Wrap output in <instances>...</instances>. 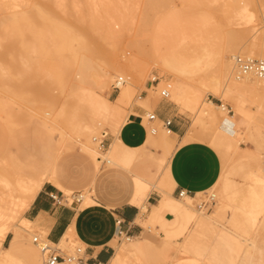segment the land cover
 Instances as JSON below:
<instances>
[{
	"label": "rangeland",
	"instance_id": "obj_1",
	"mask_svg": "<svg viewBox=\"0 0 264 264\" xmlns=\"http://www.w3.org/2000/svg\"><path fill=\"white\" fill-rule=\"evenodd\" d=\"M15 1L26 3V7L28 6L27 8L30 9L23 10H29L37 17L30 25L21 28L0 22V106L2 105L0 107V188H8L9 186L13 185L18 176H26L27 174H31L32 169L28 168V165L36 163V161L38 162L40 158H43V160H46L47 158L49 159V155L52 153L54 160L59 161L60 165L62 166L60 167V171L63 174L62 176L65 177L64 180L67 182L69 188H71L70 191H63L64 194L68 195L70 199H73L74 195L79 197L80 193H83L86 191V189H90V187H85L84 184L86 183L82 178H84L83 172L85 169H90L93 163L91 157H89L88 154L82 149V141L85 140V136L79 135L81 133L83 134L87 128L90 110L82 97L83 92L81 87H77V76L79 75L77 74L78 65L73 56L74 50L80 51L79 53L81 55L83 54V57L88 58V60H90L89 62L94 66L107 63L108 61H110L108 63L114 61L116 64L124 62L136 52V50L131 45H128L130 38H144V36L142 37L143 32H145L144 34H147L145 39L155 34L162 35L163 32L166 31L167 26L172 21V14L174 10L176 11V9H179L184 14L181 20L188 19L189 16L187 15L191 12L193 15H195L194 18L196 20L193 19V22H198L197 25L199 26V30L197 29L193 32V30L187 28V30H185V34L182 33L184 34V36L182 35L184 41L180 36L179 39H181L183 43L185 42L186 46L190 45L189 47L192 49H198L200 51L201 48V52H203V48L205 46H207L206 48H209V51L210 49H212L211 51L214 50L213 52L222 48L225 45L223 34L225 30H228V28H248L247 30L250 33L244 37L239 46L242 45L244 41H249L254 30L260 34L264 31V1L262 0H238L239 5L248 3V9H250L252 12H255H253L254 16L252 20H246L247 18L244 20V18H242L243 21H241L242 19L238 16H235L234 12L225 9L226 5L230 3V0H216L217 2L215 0H164V2L162 0H132L133 3L130 2L131 0H128L127 8L125 6L123 7L126 9L129 7L128 11L130 18L133 21L130 19L131 23L129 24L128 28H131H125L121 30V25H114L115 31L117 33L116 37H112L110 33L107 32V27H105L106 29L102 30L100 28L103 27L93 29L92 27H89L88 22L83 23L82 21L84 20L81 18L80 20L79 18H73L76 16H73L72 14L74 11L72 13H70L71 11L64 12L60 9H58V11L57 9L56 11L55 9L54 11L53 9L49 11L50 15H54V20L56 19L62 22L64 19H67L68 21L70 20V23L68 22L70 26L74 19V24L72 23L73 26L71 27L74 33H76V31L79 33L80 29H89V32H91V36H86L87 47L82 48V45L79 44V41H77L76 38H72L69 42L71 50H63L62 52L60 50L61 44H59L60 39L54 33L56 28L52 27L53 23L50 24V21L45 20L42 13H39L37 9H35L36 4L38 2H44V0ZM64 1L68 8H73L75 0ZM212 1L214 2L212 3ZM197 2L199 4H197ZM82 8L87 9L88 7L87 5H83ZM202 11L206 12L202 13ZM11 13H13L11 10H2L0 11V18L4 20L5 15H9ZM66 13L67 15L65 16ZM70 14H72V19L70 16H68ZM62 17L63 19H61ZM75 19H77V21ZM201 21H207V23H202ZM200 22L201 24H199ZM224 22H226V24ZM80 23L82 26L85 25L87 28L84 29L85 27H81L78 29L80 27ZM184 25L187 26V23H184ZM203 28L206 30L204 31ZM185 35L187 38H184L186 37ZM145 43L146 48H149L150 44L148 39H146ZM81 55L80 57H82ZM202 62L203 63L201 64H204L205 61ZM201 64L199 65V68L202 66L203 67L198 70L199 72H196V77L203 76V74H205L204 72H207V70H204V67L208 66L209 68V66H211V64L209 65L207 63H205L206 65ZM140 66H145L147 68V71L144 73V75L134 74L131 71H124L120 73L122 75L124 74L125 78H127L129 75L132 76L131 80L134 83L135 96L137 94H142L144 89H147L148 93L149 89L148 87H145V83L148 82L149 85H153L151 80L158 82L160 81L161 76H163V79L165 78L166 83L169 81L173 83L174 81L171 74H162L161 69L157 65H154V63L151 62L150 59H147V57L143 58ZM117 75L118 74L112 77V79L108 82V85L105 86L101 92L112 101L116 99L120 91V89H116L112 86L117 78ZM154 75L157 76L156 80H153ZM157 82H154V84L159 85ZM200 86L204 100H213L217 104L225 103L227 105V109L222 111H220L221 109H218L216 111L220 117L223 116L221 112H229L228 108L231 109L229 114L236 113L234 103L231 98L226 97L223 99L220 95L213 93L210 87L203 86L201 83ZM164 87L168 86L165 84H161L159 86L156 103H158L160 100H166L171 107L175 108L176 111H178L188 120L187 124L188 128L190 127L189 131L191 135L190 140L197 139L206 141L216 149L221 159L222 168L220 174L222 177L219 175L221 178L218 177V181H215V183L209 189L197 192L195 196L196 198L193 201L190 200V204L193 205V207L200 209L199 205L201 203L203 207L201 209L209 212L218 205L217 203L220 202L219 197L225 191V183H228L229 188H233L237 185L239 189H244L242 192L246 191L245 189L248 188V184L262 186L263 184L261 182L254 179L252 176V171H254V174L256 175L255 170L258 169L262 159L264 160V98H260L264 96H256V94L254 95L249 93L245 95L243 99L244 105L252 112V114L254 113L253 115L256 119L254 118L253 121H250V126L248 128L246 125H244L245 123L242 125L238 123V125H236L237 128L243 129L242 137L238 143L239 145L241 144L243 147L249 148L255 152V156L252 158L251 154L246 152L245 149L237 150L234 147L225 148L224 146L218 145L214 138L216 137V130L221 119H214L209 116H205L202 120L197 119L196 112L190 107V105L182 97L174 94L170 88L169 96L164 98L161 94V90L164 89ZM134 103L137 102L133 99L130 105ZM156 103H153V105ZM259 103L263 108L258 107L261 106ZM130 105L128 107H130ZM62 108L64 110V114L60 117L59 121L61 127L63 128L64 126L63 130H65V134L61 136L57 130H51L48 127L46 128L45 125L41 124L42 122L40 121H42L41 118L47 113H50L48 116L52 117L53 112H58ZM147 108L149 109L148 111H153V106H147ZM236 115V121L240 122L242 118L239 117L238 114ZM7 117L10 118H8L10 121L7 119ZM5 119H7L8 122ZM64 119H66V121ZM64 121L66 122V126L68 128L65 126ZM102 121V123H99L100 125L98 131L94 134L97 147H100L101 150L105 151L109 146L108 142L113 140V138H115V141L112 147L109 148L111 149L109 151L110 157L113 159V161L110 163L104 161L106 163H101L100 165L102 166H99V169L96 172L97 194L102 197V199L97 198L98 202L100 200L105 201L103 200V197L109 195L111 192H116L117 195L121 196L124 194V191H128L129 188L126 187V184H122L123 182L119 179V177L120 175H125L131 182L132 172H135L136 174L141 173L140 175H144V177H147L149 174L147 178H151L150 180L155 184L153 186L150 184L149 193L153 197H158L156 194L158 193L161 197V188L164 187L162 180L169 164L164 163L161 167H159L157 162L151 161L150 159H141L142 161L138 160L132 164L130 162V154H133L134 156L136 155L137 151L133 147L124 144L120 138V130L127 122L126 116H124V118L118 123L115 120L113 121L111 118H107L106 120ZM158 127H161L163 131L167 130L162 125V122L158 124ZM104 130L108 131L105 137L102 136V131ZM101 139L105 141L104 146L101 143L103 147L100 145ZM149 142L157 147H154V150L157 152L158 149H161L162 147L158 141V135L153 136L152 140ZM177 145H179V143H177ZM221 147L225 148V150H223V148L220 149ZM64 148L65 150L63 151L62 149ZM177 148H169V157ZM44 152L46 153L44 154ZM151 165H155L156 167H152ZM17 168L19 169L17 170ZM144 169H146L145 172ZM149 170L152 175H150ZM108 173L110 177H108ZM169 191L173 193L174 190L172 186L169 188ZM83 200L84 199L82 198L81 203H83ZM121 200H124V198ZM152 201H155V198H151L149 202ZM125 202L128 201L126 200ZM154 204L149 207L147 198L145 215L143 214L140 217V221L142 219L144 220V223L142 221H137L144 226L145 231L142 235L151 239L156 244L154 245L156 254L152 253L151 250H142L139 251V253H131L128 257L130 264H165L163 251L161 248H159L163 245L164 239L170 241L179 239L181 242L184 239V236L179 237L178 234L171 235L174 233L171 229V224L173 219L176 217L175 215H172L171 218H167L166 214H164L155 220L150 221V212ZM261 219L263 220V214L257 219L256 228H258H254L253 224L251 223L250 215L246 209H244L240 203L231 202L223 207V211L219 216V224L222 223L221 225H225L227 229L229 228L233 233L239 235H237L239 238L236 236L237 241L235 242L237 245H239L243 239H246L244 247L242 246V248L250 247V245H247V241L248 244L249 242L251 243V240L252 238L254 239V237L256 238L258 245L264 247V226H259L262 221ZM15 223L20 224L21 218L18 217ZM29 230L31 231V234L25 233V236L22 238V242L26 247L28 245L32 246L33 244L32 247L36 248L40 256V264H43L41 251L37 245H35L33 236L40 235L43 237L44 235L41 232L35 231L33 228H29ZM14 231L21 232L22 230L16 228ZM14 231L12 230L9 233V241H4L5 245L9 244ZM212 233L210 231L207 234L216 235L215 233ZM216 236L214 241H207V243L211 244L213 242L214 246L215 244H218L217 254L219 255L217 256L222 259L221 262L227 261L228 257L226 256H229L228 244L226 241H224L225 243H222L223 241L219 236L218 238L220 239L217 240L218 238ZM247 236L251 237V239H249ZM238 240L241 241L238 243ZM120 242L122 245L127 243L126 239H124V236L121 237ZM131 243L136 244V240L133 238ZM77 245L85 247L83 242L76 238V234H74L73 237H69L68 241H62L61 246L59 245V247H61L66 252H71ZM233 246H235V243ZM235 247L239 248L241 245ZM235 247L233 249H235ZM242 248L239 250L243 252L244 249ZM230 252L231 254H235L234 252L238 251L231 249ZM21 256L23 259H25L24 255Z\"/></svg>",
	"mask_w": 264,
	"mask_h": 264
},
{
	"label": "bare ground",
	"instance_id": "obj_2",
	"mask_svg": "<svg viewBox=\"0 0 264 264\" xmlns=\"http://www.w3.org/2000/svg\"><path fill=\"white\" fill-rule=\"evenodd\" d=\"M127 1L128 0H75L73 8L71 9L66 6L64 0H44V2H41L42 4L38 2L36 4L35 9H37L39 13H42L44 19L50 21V24L53 23L52 27L56 28L57 30H55L56 32L54 31V33L60 39V50L63 52V50H71L69 42L72 38H76V40L79 41V44L82 45V48L87 47L86 36H91V32H89V29H86L87 27L84 24V26H82L80 23V27L78 29H80L81 27H85L84 29L86 30L80 29L83 34L80 31L79 33H77V31L76 33H74L71 29V27L73 26L72 23L74 22V19L73 22L71 21L72 23L70 26V20L68 21L67 19H64L65 22L58 21L56 19L54 20V15H50L49 11H51L52 9L53 11L54 9L55 11L56 9L57 11L58 9H60L64 12L71 11L70 13L74 11L72 14L73 16H76L73 18H79V20L81 18L82 20H84L82 21L83 23L88 22L89 27H92L93 29L103 27L100 28L102 30L106 29L105 27H107V32L110 33L112 37H116L117 33L115 31L114 25H121V30H123L125 28H128L129 24L131 23L130 14L128 11L129 7L128 9H126L128 6ZM162 1L164 2V0ZM130 2H132V0ZM213 2L214 1H212V3ZM197 4L199 3L197 2ZM247 4L248 3L239 5L238 0H230V3L226 5L225 9L234 12L235 16H238L241 19L244 18L245 20V18H247L246 20H252L254 16V11L252 12L250 9H248ZM83 5H87L88 8H82ZM123 6H125L126 8ZM27 7L26 3H21L19 1L0 0V11H13V13L5 15L4 20L0 18V22L18 28L30 25L36 19L37 16L31 13L29 10H23L30 9ZM174 11L172 14V21L167 26L166 31H164L162 35L155 34L146 38L148 39L150 44L149 48H146L145 37H147V34H144L145 32H143L142 35V37L144 36V38H130L128 45H131L136 50V52L131 57L127 58L124 62L116 64L114 61L111 60V63H108L110 62L108 61L107 63L98 64L97 66H94L89 62L90 60H88V58L83 57V54L81 55L79 53L80 51L74 50L73 52V56L78 65L77 74L79 76H77V87H81L83 92L82 97L90 110L87 128L85 129V132L83 134H79L85 136V140L82 141V149L88 154L89 157H91L93 162L91 168H86L83 172L84 178L82 179H84L83 181H85L86 183L84 185L85 187L87 186V188L90 187V189H86V191L80 193L79 195V197H81V200L82 198L84 199L83 203H81L82 207L98 203L97 198L102 199V197L97 194L96 172L99 169V166H102L100 164H103L104 161H106L107 163L113 161V159L110 157L109 151L111 149L109 148L112 147L114 143H112L111 146L109 144L110 147L108 146L105 151L101 150L100 147H97L94 134L98 131L100 125L99 123H102V120H106L107 118H111L113 119V121L115 120L118 123L121 119L124 118V116H126V120H128V116L131 111L130 107L128 106L133 101V99L138 104H141L146 107H149L151 106V104L156 103V98L158 97V89L161 84H165L171 89L174 94L178 95L179 97H182L196 112L197 119L202 120L205 116H209L214 119H221L220 124L216 130V139L214 138L215 142L218 143V145L224 146L225 148L234 147L237 150L245 149L246 152L251 154L252 158L253 156H255L254 151L246 147L242 148L241 145H239L238 141L242 137L243 129L237 128L236 125H238V123H240L241 125L245 123L244 125H246V127L248 128L250 126V121H253V119L255 118L253 115L254 113L252 114V112L245 107L243 99L248 93L254 95L256 94V96H264V79L258 78L253 75L239 76L237 66L235 64V58L239 54L246 55L249 57H264V31L262 30L263 32L260 34L256 30H254V32L251 34L252 36L250 37L249 41L246 40L242 43V45L239 46V44L243 41L244 37H246V35L250 33L247 30L248 28H228V30L224 29L225 32L223 34V38L225 39V45L215 52H213L214 50L211 51L212 49H210L209 51V48H206L207 46H205L203 48V52H201L202 50L200 47L199 51L198 49H192L191 47H189L190 45L186 46L185 42L183 43V36L185 34V30H187L188 28L193 30L194 32L199 27L197 25L198 22H193V19L196 20L194 18L195 15H193L192 12H189L190 14L187 13V16L189 17L186 20L189 21H186L181 20L184 14L179 9H176L175 12ZM206 11H202V13ZM72 14L68 16H70L71 18ZM66 15L67 13L65 14V16ZM61 19H63V17ZM75 20L77 21V19ZM207 21L201 22L207 23ZM241 21H243V19ZM201 22L199 24H201ZM184 23H187V26H185ZM224 23L226 24V22ZM179 36L181 37V39H183V41L179 39ZM184 38H187V36ZM244 52L249 54H245ZM80 55L82 57H80ZM144 57L150 59V61L153 62L154 65H157L161 69L162 74H171L174 81L173 83H171L170 81L166 83L165 78L163 79V76H161L160 81L157 82V84L159 85L153 83V85L148 86L149 92L147 93V95L137 94L135 96L134 83L131 80L132 76L129 75L127 78H125L124 74L122 75L120 73L124 71H131L134 74L144 75V73L147 71V68L145 66H140L141 61ZM202 61H205L204 64H211L212 67L209 66V68L211 67L210 69L208 68V66L204 67V70H207V72H204L205 74H203V76L196 77V72H199L198 70L203 67L202 66L199 68V65L203 63ZM116 74H118L117 78L123 76L125 78V82L120 84L119 94L116 99L112 101L107 96L103 95L101 92L103 91L105 86L108 85V82L112 79V77H114ZM156 79L157 76L154 75L153 80ZM116 80L114 82H116ZM200 83L203 86L210 87L213 93L220 95L223 99H225L226 97L231 98L233 100L236 113L229 114V112H221L223 116L220 117L218 112L216 111L218 109H221L220 111L227 109V105L225 103L217 104L213 100H204L202 97V89ZM260 98L263 99L264 97ZM258 107L263 108L262 105ZM228 110L230 111L231 109L228 108ZM63 114L64 110L62 108L58 112H53L52 117L48 116L50 115V113L44 115V118L41 116L42 121H39L42 122L41 124H44L46 128L48 127L51 130H57L58 133L62 136L65 134V130H63L64 126L63 128L61 127L59 120L60 117L63 116ZM236 114H238V116L242 118L240 122L236 121ZM144 117L146 123L149 122L147 119V113ZM8 118L9 117H7V119ZM64 120L66 121V119ZM160 122L157 121V124L155 125H158ZM66 125L67 124L65 122V126ZM165 128L167 129L166 131H163L160 127L155 128L159 130L161 129V131L158 132V141L160 143V146H162L160 151L157 152L145 149V156L143 158L157 162L159 167H161L164 163L169 164L162 180V183L164 185V187L161 188L162 196L159 198L158 202L155 203L152 207V210L150 212V221H153L161 215L168 213H170L171 215H175L176 217L173 219L171 224V229L174 233H172L171 235L178 234L179 237L184 236L182 242L179 239H175L174 241L164 239L163 245L159 248H161V250L163 251L165 264H264V247L258 245L255 237L254 239L252 238L251 243L249 242L248 244L247 241V245H250V247L247 246L248 248H242V246L244 247L246 239L244 240L243 238H240L244 241L242 240V242H240L241 240H238V243L240 242V244L237 245L235 241H237L236 236L238 234L236 235V233H233L231 229H227L225 225H221L222 223L219 224V216L223 211V207H225L228 203L237 202L240 203V205L249 213L251 223L253 224L254 228H256V222L258 217L263 214V220L261 219L262 221L259 226H264V160L262 159V162L258 166V169L255 170L256 175L254 174V171H252L255 175L254 176L252 174V176L255 180L261 182L263 184L262 186L248 184V188L245 189L246 191L242 192V190L244 189H239L237 185L233 188H229L228 183H225V191L222 195H220V202L217 203L218 205L214 209L207 212L204 209H201L203 208L201 203V205H199L200 209H197L190 204V200L193 201L196 198V194L184 195L180 197L173 195V193L169 191V188L172 186L173 177L170 168L171 157H169L168 155V150L173 144V138L169 127ZM152 129L154 130L153 127ZM107 133V130L102 131V136H106ZM222 148L223 147H221L220 149ZM225 148H223V150H225ZM62 150L64 151L65 148ZM46 152H44V154ZM40 159L38 162L36 161V163H30L31 165H28V168L32 169V182L30 186L18 190L16 186L12 185V187H10L9 189L2 192L0 191V264H40V256L36 248L32 247L33 244L32 246L28 245L26 247L23 243H21L20 238L24 237L22 233L20 234L19 231L16 232L8 245L4 244L5 238L11 230H14L16 228L21 229L22 231H27L29 234H31L29 228H32L33 222L30 219L23 216L21 218L20 224H16L15 222L17 221L18 215L21 213V211L26 210V208L31 204V201L34 199L37 191H39L45 183H52L65 192L71 190L67 182L64 180L65 177L62 176L63 174L60 171V167L62 166L60 165L59 161L54 160L53 154L51 153L49 155V159ZM130 159V162L132 164L138 160H141L136 155L133 156V154H130ZM151 166L156 167L155 165ZM18 169L19 168H17V170ZM145 170L146 169H144V172ZM140 174L132 172L131 182L125 175H120L119 179L123 182V185L126 184V187H128L129 190H123L124 194L121 196L117 195L116 192H111L109 193V195L103 197V200H105V202L110 205L115 203H122L127 200L129 203L141 206V208L147 207V198H149L150 196L149 186L150 184H152V186L155 184L152 183V181L150 180L151 178H147L149 174L147 175V177H144V175ZM107 175L108 177H110L109 173ZM150 175L152 174L150 173ZM220 176L222 177L221 174ZM220 176L219 178H221ZM122 198H124V200H121ZM141 221L144 223V220L141 219ZM210 231L211 233H215L217 236L210 234L208 235L207 233ZM73 235L74 232L67 233L63 237L62 241L69 239V237H73ZM122 236H124V239L126 240L131 239V237L126 234H123ZM215 236L217 238L219 236L223 241L222 243H225L224 241H226L228 244L229 256H226L228 257L227 261L221 262L222 259L217 256L219 255L217 254L218 244H215L214 246L213 242L211 244L207 243V241H214ZM238 236L237 238H239ZM220 238H218L217 240H219ZM134 239L136 240V246L138 247L139 251L151 250L152 253H155L154 245L156 244L154 243V241L144 237L143 235L135 236ZM249 239H251V237H249ZM234 243L235 246L241 245V247L238 248L233 246ZM35 245L37 244L35 243ZM234 247L235 249H233ZM241 248L244 249L243 252L239 250ZM231 249L238 252H234L235 254H231ZM21 255H24L25 259H23ZM57 264L66 263L59 262ZM109 264H114V262L112 261Z\"/></svg>",
	"mask_w": 264,
	"mask_h": 264
},
{
	"label": "crops",
	"instance_id": "obj_3",
	"mask_svg": "<svg viewBox=\"0 0 264 264\" xmlns=\"http://www.w3.org/2000/svg\"><path fill=\"white\" fill-rule=\"evenodd\" d=\"M148 86L149 83L146 82L145 87ZM142 95H147V89L142 91ZM151 106H153L158 122L165 119L172 120L169 128L173 138L171 147L172 149L178 147L170 155L173 195H177L180 189H185L190 195L209 189L221 172L219 153L206 141L190 140L188 120L171 107L166 100H160ZM130 109L128 120L120 130V138L124 144L137 151L138 158L143 159L145 149L155 151L154 147L156 146L149 141L153 136L158 135L161 129H152V126L158 128V125H155L157 124L156 120V123L149 120L146 123L144 116L149 110L147 107L134 103ZM114 141L115 138L108 142V145L111 146ZM241 147L245 148L242 145ZM31 180V174L18 176L13 186L21 190L30 186ZM10 187L12 185L8 188L2 187L0 191H5ZM156 194L160 198V195ZM158 197H153L150 194L149 207L158 202ZM151 198H155V201L149 202ZM145 211L146 208L125 201L110 205L100 200L96 204L81 207V200L70 199L61 189L47 182L37 191L31 204L26 210L21 211L18 217L25 216L30 219L35 231L41 232L49 240L59 245L67 233L74 232L76 238L83 242L88 256L96 261H101L104 264H109L112 261L114 264H130L129 255L134 252L139 253L138 247L135 243H131V240L135 236L142 235L145 231L144 226L138 222L141 215H145ZM166 217L171 218L172 215L168 213ZM9 233L5 238L6 242L9 241ZM15 233L14 231L10 241ZM21 233L24 236L25 233L29 234L27 231H21ZM123 234L130 236L131 239L126 240L127 243L122 245L120 237ZM22 238H20L21 243H23ZM66 240L68 241V239Z\"/></svg>",
	"mask_w": 264,
	"mask_h": 264
},
{
	"label": "built area",
	"instance_id": "obj_4",
	"mask_svg": "<svg viewBox=\"0 0 264 264\" xmlns=\"http://www.w3.org/2000/svg\"><path fill=\"white\" fill-rule=\"evenodd\" d=\"M235 64L237 66L238 75H253L258 78L264 79V57H249L246 55H237L235 58ZM125 82V78L120 76L117 78L116 82L113 83V87L120 89V84ZM152 83L157 81H152ZM161 94L164 98L169 96V87H164V90L161 91ZM230 112V111H229ZM147 119L149 121L157 120L156 113L154 111L147 112ZM162 122V125L169 127L171 125V119H165ZM156 130L155 126H152ZM105 137V136H104ZM105 145L103 139L100 140V144ZM178 196L190 195L185 189H180L177 192ZM75 200L80 201L81 197L74 195ZM201 205V204H200ZM33 241L38 245L43 264H57L59 262H64L68 264H104L101 261H96L88 256L86 253V248L77 245L73 251L66 252L64 251L57 243L52 242L45 236L34 235Z\"/></svg>",
	"mask_w": 264,
	"mask_h": 264
}]
</instances>
